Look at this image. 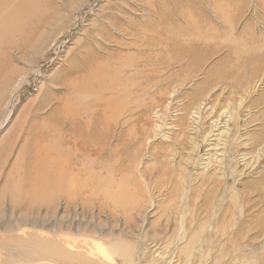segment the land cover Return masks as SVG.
<instances>
[{"label":"rangeland","instance_id":"374dc122","mask_svg":"<svg viewBox=\"0 0 264 264\" xmlns=\"http://www.w3.org/2000/svg\"><path fill=\"white\" fill-rule=\"evenodd\" d=\"M40 1L0 45V242L53 237L84 261L69 264H264V0ZM92 54L100 73H76ZM57 122L62 146L83 123L100 154L79 157L84 204L52 211L19 195L46 164L28 136Z\"/></svg>","mask_w":264,"mask_h":264},{"label":"bare ground","instance_id":"6f19581e","mask_svg":"<svg viewBox=\"0 0 264 264\" xmlns=\"http://www.w3.org/2000/svg\"><path fill=\"white\" fill-rule=\"evenodd\" d=\"M43 2V1H42ZM42 3L40 0H0V45L1 43L5 40L9 39V38H13L16 35H19L20 32L24 29V28H28L30 21L33 19H36L37 16L39 18V15H41L43 12L42 10ZM35 16V17H34ZM32 22V21H31ZM31 31V30H29ZM142 32V31H141ZM129 34V33H128ZM136 34H140V32L135 31V35ZM27 35V34H26ZM167 35V34H166ZM213 35V34H212ZM23 37V36H22ZM144 37V41L143 43L145 44L146 40V35H140V39H142ZM14 43V42H13ZM143 46V44H142ZM91 53V51H88V53ZM141 52V51H140ZM142 53H144L142 51ZM141 53V54H142ZM120 54V53H119ZM95 55V54H94ZM93 54L90 55L89 57H87V59H84V62L82 63L81 67L80 66H74L73 65V69L76 70V73L78 71H80L81 73H89L90 71H93V67H90L92 64L94 66L96 57ZM123 55V54H121ZM143 55V54H142ZM145 57V56H144ZM143 57V58H144ZM82 60V59H81ZM143 60V59H142ZM141 60V62H142ZM146 61V60H145ZM81 62V61H80ZM144 63V61L142 62ZM91 64V65H90ZM138 64V63H137ZM141 65V63H140ZM72 66V65H71ZM144 67V66H143ZM101 68L98 66L97 71L94 69L93 72H99L101 70ZM132 68V69H131ZM127 71H129L127 69ZM92 72V73H93ZM119 72V71H118ZM131 72V76L128 75L129 78L136 79L137 75H140V73L142 74V76H145V70L141 69V66H137L136 68L134 67H130V71ZM95 73V74H96ZM100 73V72H99ZM124 74V73H123ZM149 75V74H148ZM80 76V74H79ZM89 76V74H88ZM95 76V75H94ZM136 76V77H134ZM96 77V76H95ZM91 78V77H90ZM97 78V77H96ZM99 78V77H98ZM97 78V79H98ZM141 78V77H140ZM79 79V78H78ZM81 79V78H80ZM85 79V78H84ZM143 79V78H142ZM74 81V80H73ZM98 81V80H97ZM144 81V80H143ZM142 81V82H143ZM141 82V83H142ZM108 83V81H107ZM132 83L135 84V81H132ZM139 83V82H138ZM144 83V82H143ZM73 84V83H72ZM70 84V85H72ZM77 82L75 84V86H77ZM67 85L69 86V83H67ZM74 85V84H73ZM97 85V84H96ZM95 85V86H96ZM99 85V84H98ZM123 85V84H122ZM139 85V84H138ZM141 85V84H140ZM67 86V87H68ZM101 86V85H99ZM121 86V85H120ZM146 86V85H145ZM123 87V86H122ZM125 87V86H124ZM123 87V88H124ZM135 87V86H134ZM148 87V86H147ZM119 88V87H118ZM71 89V88H70ZM84 88H82L83 90ZM127 90V89H126ZM149 90V89H148ZM150 91V90H149ZM76 92V91H75ZM117 92V91H116ZM130 92V91H129ZM146 92V91H145ZM82 93V91L78 90V94ZM72 95V94H71ZM74 96V95H72ZM120 96V95H119ZM118 96V98H119ZM133 96V95H132ZM121 97V96H120ZM68 96L65 97H61L60 100H68L67 99ZM14 98H11V100L13 101ZM131 99V98H130ZM69 101L64 103V106H61L62 110L64 111H68L70 107H72V105H68ZM57 103V102H56ZM60 105L61 102L59 101ZM9 105V102L7 103ZM72 104V103H71ZM101 105V104H100ZM112 105V104H111ZM99 106V105H98ZM113 106V105H112ZM100 108V106H99ZM110 108V107H109ZM101 109H103L102 105H101ZM112 109V108H111ZM110 109V112H111ZM100 110V109H99ZM133 110V109H132ZM102 111V110H101ZM100 111V112H101ZM104 111V110H103ZM127 111V110H126ZM213 111V110H212ZM97 112V111H96ZM125 112V111H124ZM59 113V112H58ZM86 113V112H85ZM104 113V112H103ZM109 113V112H108ZM75 114V113H74ZM73 114V118L82 122V118L80 115L81 114ZM88 114V113H87ZM100 114V113H99ZM124 114V113H123ZM134 113H131V117L130 119H132ZM92 115V114H91ZM90 115V116H91ZM97 115V114H95ZM100 116H103L102 113ZM125 116V115H124ZM151 116V115H150ZM95 117V116H94ZM86 118V117H85ZM115 118V117H114ZM129 118V117H128ZM98 119V118H95ZM128 119L127 121H125L124 124H128L129 122H131L132 120ZM46 120V119H45ZM94 120V118H93ZM137 120V119H136ZM56 121V119L54 120ZM52 121V123L54 122ZM64 121V120H63ZM73 121V120H72ZM84 121V120H83ZM102 120H100L101 123ZM119 121V120H118ZM124 121V120H123ZM49 122V121H48ZM51 122V121H50ZM77 122V121H75ZM95 122V121H94ZM135 122V121H134ZM73 123V122H72ZM92 123V121H91ZM105 123V122H104ZM54 124V123H53ZM81 124V125H80ZM80 124H72L69 127H67V137L66 139H68L69 143H72L73 146L72 147H67L66 146H62V142L64 141L63 139V133L62 130H65L64 128V123L62 124V122H57L55 124V127L53 129V133H49L48 130L46 131V129L44 128V124L43 126L40 128L38 126H35L33 128V131H36L34 138L28 142L31 137L28 136V139L26 141L27 144L30 145L31 147V151L34 150V153L32 155V157L37 158L39 156H41L42 154L45 155V157L42 156L41 159H45V163H43V165L41 166V169H37L35 170L36 172V177L32 178V170L30 171V173H28L26 175L27 177V185H26V189L25 191H21L19 197L21 196V198L23 199L24 202L28 203V205L30 204L31 206L34 205L36 207L42 206L47 204L48 206H51V210H56L57 206H59V202L60 201H64L67 203V205H77L78 203L81 202V204H84L83 201L80 198V194L82 193V188L86 187V182L87 179H84V175L86 174H81L83 169V161L81 159H79V157L81 158L82 156L84 157V155L86 154L88 155H92V154H100V153H96L94 152L92 149L93 147H91L89 140L86 141L85 138V134L82 130V128L84 127L85 124L80 123ZM88 124V121H87ZM93 124V123H92ZM120 125V124H119ZM52 126V125H51ZM122 126V125H121ZM50 128V127H49ZM86 128V127H85ZM125 128V127H124ZM52 129V128H51ZM50 129V130H51ZM87 129V128H86ZM29 132V131H28ZM90 132V131H89ZM109 134V131H106ZM66 133V132H65ZM88 133V131H87ZM140 133V132H139ZM131 134V133H130ZM90 136V135H89ZM52 137V149H51V153H46V151L48 150L45 146L44 143L46 141L51 140L50 138ZM91 138H93L94 136H90ZM59 138V139H58ZM65 139V140H66ZM128 140V139H127ZM119 141V140H118ZM121 141V140H120ZM119 144V143H118ZM49 145V144H48ZM99 145V144H98ZM28 146V145H26ZM94 146V145H92ZM48 147V146H47ZM102 147V146H101ZM98 147V148H101ZM107 147V145H106ZM96 148V147H95ZM109 148V147H108ZM107 148V149H108ZM126 148V147H125ZM129 148V147H128ZM72 149L75 151V153H73V156L71 155V151ZM50 150V149H49ZM104 150V149H102ZM30 150H28L29 152ZM109 150H107L108 152ZM113 151V150H112ZM120 151V150H119ZM101 152V151H100ZM111 152V151H109ZM115 152V151H114ZM123 152V151H122ZM37 153H38V157H37ZM124 153V152H123ZM104 154V153H103ZM120 154V153H119ZM76 155V156H75ZM102 155V153H101ZM113 157V156H112ZM87 157L85 156V159ZM102 158V157H101ZM104 159V158H103ZM108 159V158H107ZM72 160H76V161H72ZM70 161L73 162V164H77L79 165V167H70L69 163ZM85 162V161H84ZM40 163V162H39ZM89 163V162H88ZM91 163V162H90ZM72 164V165H73ZM85 165V164H84ZM101 165V163H100ZM86 166V165H85ZM106 166V165H105ZM88 168V166H87ZM86 168V169H87ZM88 171V170H87ZM93 171V170H92ZM84 172V171H83ZM85 173V172H84ZM88 173V172H87ZM92 173V172H91ZM97 174V173H96ZM93 175V174H92ZM88 176V174H87ZM95 176V175H94ZM89 177V176H88ZM91 177V174H90ZM98 177V176H97ZM99 178V177H98ZM102 179V178H101ZM92 180V179H91ZM90 180V181H91ZM95 180V178H94ZM113 180V179H112ZM99 181V180H98ZM108 181V180H107ZM79 182L82 185H79ZM96 183V181H94ZM115 182V181H114ZM111 182V183H114ZM91 183V182H90ZM89 183V184H90ZM98 183V182H97ZM108 183V182H107ZM116 184V183H115ZM96 185V184H95ZM110 185V184H109ZM118 185V184H116ZM114 185V186H116ZM92 187V186H91ZM103 187V186H102ZM105 187V186H104ZM109 187V186H108ZM122 187V186H121ZM101 188V187H100ZM111 188V187H109ZM114 188V187H113ZM91 189V188H90ZM93 189V188H92ZM121 189V188H120ZM119 189V190H120ZM110 190V189H109ZM108 190V191H109ZM113 190V189H112ZM88 190H86L87 192ZM111 191V190H110ZM114 191V190H113ZM121 191V190H120ZM90 193V192H89ZM113 193V192H112ZM99 194V193H98ZM84 195V194H83ZM118 197V196H117ZM84 198V197H83ZM107 198V197H106ZM93 200V198H92ZM88 203V202H87ZM78 206V205H77ZM74 207V206H73ZM52 210V211H53ZM46 213V212H45ZM47 217V216H46ZM60 217V216H59ZM63 217V215H62ZM61 219V218H60ZM59 226V225H58ZM185 228L182 227L181 231H180V235H179V239H183L184 237V230ZM185 231V230H184ZM52 233L57 234L56 230H53ZM50 234V233H49ZM59 234V233H58ZM51 235V234H50ZM66 235V234H64ZM39 236V235H38ZM36 236H29L26 237V235L24 237L21 238H12L9 241H5L2 240V242H0V248H4L6 251L9 252H13L15 253L14 256H9V263L12 264L16 258L17 255L19 253V256L21 258L22 261H26L27 263L29 262V258L30 259H35L33 261V263H41V260H49V261H56V262H61L63 264H69V263H74L75 260H82V258L80 257H76L74 254H72L73 252L69 253L67 255H64L63 253L65 252V247H63V242H59L58 240H56L55 238L52 240H42L39 237ZM43 236V235H42ZM45 238H48V237ZM52 236V235H51ZM56 236V235H55ZM44 237V236H43ZM42 237V238H43ZM58 237H60L58 235ZM185 238V237H184ZM60 239V238H59ZM185 240V239H184ZM72 241V240H71ZM190 243V242H189ZM69 244V243H68ZM81 246V245H80ZM87 246V245H86ZM91 246H94V244ZM74 247V246H73ZM76 247V246H75ZM82 247V246H81ZM68 248V247H67ZM94 248V247H91ZM97 248V247H96ZM69 249V248H68ZM193 249V248H192ZM94 250V249H93ZM96 250H99V248H97ZM68 251V250H66ZM189 252V251H188ZM66 254V253H65ZM76 254H78L76 252ZM81 254V253H80ZM85 254V253H84ZM95 254V253H93ZM100 254V253H99ZM73 255V256H72ZM98 255V253H97ZM82 256V255H81ZM85 256V255H84ZM96 256V255H95ZM94 256V257H95ZM92 257V256H91ZM101 257V256H100ZM94 259V258H92ZM158 259V258H157ZM107 261V260H106ZM84 262V261H83ZM86 262V260H85ZM99 262V261H98ZM108 262V261H107ZM89 263V261H88ZM91 263V262H90ZM96 263V262H95ZM26 264V263H24ZM60 264V263H59ZM77 264V263H76ZM99 264V263H98ZM115 264V263H114ZM124 264V263H123ZM174 264V263H173Z\"/></svg>","mask_w":264,"mask_h":264}]
</instances>
